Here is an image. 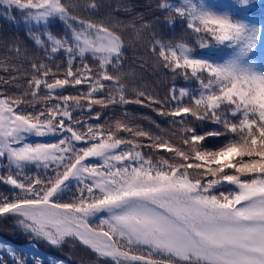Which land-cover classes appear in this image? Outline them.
<instances>
[{"label":"snow or ice","instance_id":"6c2138e0","mask_svg":"<svg viewBox=\"0 0 264 264\" xmlns=\"http://www.w3.org/2000/svg\"><path fill=\"white\" fill-rule=\"evenodd\" d=\"M0 5L28 26L0 45V184L10 186L0 219L28 241L0 242L9 258L0 264H66L45 260L35 241L80 247L90 264H264L260 25L206 0H156L148 16L131 4L104 13L102 0ZM121 10L135 15L121 20ZM161 23L171 39L157 33ZM177 28L195 44L177 42ZM128 32L146 36L154 67L171 74L163 95L123 70ZM133 105L154 115L130 117ZM117 106L125 112L113 119Z\"/></svg>","mask_w":264,"mask_h":264},{"label":"trees","instance_id":"16d2710c","mask_svg":"<svg viewBox=\"0 0 264 264\" xmlns=\"http://www.w3.org/2000/svg\"><path fill=\"white\" fill-rule=\"evenodd\" d=\"M79 2V0H76ZM155 2L156 0H102V3L106 6L102 8V12L107 13L110 9L117 8L118 5L123 4H131L135 6L136 13H143L148 16L150 11H155ZM168 3H179L180 0H165ZM210 5L217 7L219 9H227L230 10L238 19H244L248 22L256 25H260L261 32V40L257 45V48L253 52V59H255L259 66L264 67V0H250V3L247 5H240L236 2V0H206ZM151 3L153 8L151 10L146 9V5ZM6 9L3 5H0V45L3 42H11L14 37L19 35L23 38L24 32L28 26L25 25L23 21V13L19 10L13 9L10 14L6 15ZM117 17L121 20H129L131 19V15H135V13L129 14L124 11H120L116 13ZM157 15L160 17L161 22H163L164 18L167 16L166 12H157ZM9 16L12 18L10 19ZM33 30H39V26L31 25ZM53 31H56V26H51ZM177 34V42H186L190 45L195 44V38L188 36L185 41L179 40V32L180 29H175ZM157 33L162 35L164 39H171L173 36V30L167 27H164L163 24L157 26ZM126 42H127V51L125 55L127 56V61L125 63L124 71H135L138 82L140 84L148 86L150 89L158 91L161 95L164 94L166 88L169 86L172 81V76L169 73L158 70L154 67V60L147 55L148 48V38L145 36L143 38H138L132 32L126 33ZM32 51L30 46V52ZM3 48L0 47V57H2ZM144 57L148 61L145 64L143 69L138 67L139 59L138 57ZM59 59V57H57ZM21 72L28 71V62L25 60L23 62V66L20 69ZM12 76L17 75L15 70H12L10 73ZM0 77L8 78V74L5 73L4 70L0 69ZM185 85L189 87H195V84L192 82H185ZM9 94H12L13 89L10 87L8 89ZM41 96L45 95V91H41ZM64 94H74V90L69 88L67 92ZM99 107H97V111H99ZM130 117H139L142 115H149L151 113L146 109H142L140 106L133 105L126 109ZM114 112L113 119L120 118L122 113L125 112V109L116 107L115 109L108 110V114L112 115ZM154 115V114H151ZM107 116L105 120H102L101 123H106ZM144 127H148L147 121H144ZM162 128L167 129V123L161 125ZM156 134L159 133L158 130H155ZM34 140L33 142H35ZM52 142V141H48ZM7 163L6 158H0V174L6 171L4 167ZM220 191H227L226 187H222L219 189ZM10 186L0 184V193L9 194ZM66 198L70 197L71 192L65 194ZM0 238L11 244L16 248H25L28 245L27 237L21 235L12 227V221L6 219H0ZM37 248L35 251H38L46 260L48 256L57 257L61 259L67 260L70 264H90V261L93 259L90 257L89 253L83 250L80 247L74 249V251H81V253H76L74 255L72 250H63L55 247H51L43 242L35 241ZM0 255H3L7 260L9 259L7 254L0 250ZM47 264V260H46Z\"/></svg>","mask_w":264,"mask_h":264},{"label":"rangeland","instance_id":"374dc122","mask_svg":"<svg viewBox=\"0 0 264 264\" xmlns=\"http://www.w3.org/2000/svg\"><path fill=\"white\" fill-rule=\"evenodd\" d=\"M31 141L32 140H38V139H42V138H36V137H30L29 138ZM0 242H3V243H7V242H5V241H3L1 238H0ZM7 244H9V243H7ZM77 248V247H76ZM63 250H69L70 248H69V246L68 245H65L63 248H62ZM75 249V248H74ZM74 249H71L72 251V253L74 254V255H76V253H81V251H74ZM1 251H3V250H1ZM70 251V250H69ZM55 259H61V258H55ZM63 260H65V259H63ZM66 261V264H70L67 260H65Z\"/></svg>","mask_w":264,"mask_h":264}]
</instances>
